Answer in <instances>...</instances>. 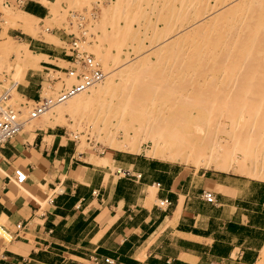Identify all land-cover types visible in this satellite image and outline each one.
I'll return each mask as SVG.
<instances>
[{
    "label": "crops",
    "instance_id": "0c3cea01",
    "mask_svg": "<svg viewBox=\"0 0 264 264\" xmlns=\"http://www.w3.org/2000/svg\"><path fill=\"white\" fill-rule=\"evenodd\" d=\"M50 1L3 0L40 20L48 16ZM2 31L0 25V39ZM5 33L12 35L9 29ZM12 36L46 57L35 63L26 58L23 68L38 63L41 69L26 70L12 84L21 97L36 100L45 70L61 68L53 60L72 58L23 31ZM89 155L78 151L61 126L41 122L31 127L25 122L0 146V225L7 231L0 234V264L256 262L264 244V181H252L241 194L229 181L239 177L157 161L148 162L147 170L144 159L121 149L107 156L128 171L119 175V169L113 172ZM16 169L26 174L21 183L15 182ZM203 191L213 192L215 203L207 202ZM160 198L170 201L168 208L157 205Z\"/></svg>",
    "mask_w": 264,
    "mask_h": 264
},
{
    "label": "rangeland",
    "instance_id": "374dc122",
    "mask_svg": "<svg viewBox=\"0 0 264 264\" xmlns=\"http://www.w3.org/2000/svg\"><path fill=\"white\" fill-rule=\"evenodd\" d=\"M226 1L228 0H51L47 2L49 13L45 19L35 20L20 16L25 21H31L30 23L34 24L33 26L38 34L48 33L56 36V39L52 38L53 41L39 37L33 38L60 49L63 57L73 58L76 49L79 52L84 50L91 53L105 72L104 76L113 73L115 77V86L112 93L105 94L101 100H94L85 106L86 108L76 109V112H67L60 115L56 114L51 107L38 117L27 121V127H31L37 122L61 126L67 136L76 142L78 151H86L90 154L89 160L91 161L99 157L108 160L107 156L110 155V152L118 149L112 147L107 140L113 138L115 141L120 142L124 140V134L128 133L129 135L136 134L135 140L136 142L140 140V142L135 144L139 145L140 150L139 152L123 151L137 154V157L144 159V168L147 170L150 168L148 162L157 161L185 168L195 173L206 171L207 175L214 176L216 174L225 179L230 176L239 177L240 180L233 181L229 179V181L240 187L241 194L244 193L252 181H264L263 175L255 176L241 173L236 171L235 165L232 168L229 167L231 169L228 168L225 172L214 169L212 166L204 167L201 165L197 167L195 164H183L155 158L151 154L146 155L145 149L149 148L151 141H153L154 135L152 136V134H154L155 125L134 123L131 128L123 122L117 123L112 116L114 109L112 104L117 101L116 96L129 97L135 79L150 83L152 80V83L164 84L167 87L170 85L169 88L172 89L166 90L168 101H171L173 95L183 98L186 93L191 91L189 88L194 84L193 80L202 77V75L194 72L195 69L199 68V65L189 64L183 55L188 52L187 48L192 38L201 39L199 34H196L194 30L188 32L182 30L181 35L173 36L170 40L167 39L161 43L160 40L172 35L191 20L206 14ZM7 9L19 15L16 7L0 0L1 27L5 24L1 19V14H3V10ZM254 11L264 13V0H238L236 9L231 10L230 15L224 21L217 18L206 19L199 29L200 34L202 35L204 30L223 27L227 23L226 27H229V24H234V28L238 29V23L241 19L246 14ZM262 22V30L264 31V18ZM39 27L45 32L39 30ZM7 29L12 32V35L21 31L10 26ZM25 36L27 38L32 37L26 33ZM12 39L14 40L13 43L23 42L14 36H12ZM74 41L76 42V48H73L72 43ZM17 60L11 51L0 53V87L10 90L8 101L16 105L27 99L11 90L12 84L20 80L26 70L36 71L41 69L38 63L23 68L25 59H21L22 63L17 67L15 64ZM53 63L61 68L53 66L54 69L45 70L47 71L44 74L46 83L42 88L41 95H51L60 89L62 83L68 85L72 82V79L66 77L63 73L64 67H69L71 63L60 59L53 60ZM57 76H60V79L56 78ZM88 90H85V92H88ZM130 98L132 97L130 96ZM146 100L151 102L150 98ZM29 103L31 102L29 101ZM23 112L25 113L26 110L23 109ZM153 115L149 114L148 117H153ZM217 119L218 128L216 133L223 138V143L230 149L231 143L228 142L226 133L229 130L227 118L222 114ZM213 126L214 124H211V126H207V129L214 130ZM218 131L221 132L218 133ZM139 162L142 164V161L139 160ZM97 163L108 165L113 172L119 169L117 171L119 175L125 173V168H121V166H117L110 161ZM244 163H246L244 165L246 169L248 168L247 165L252 166L250 161L246 160ZM147 192L149 194V189ZM150 199H153V197ZM259 258L260 250L257 260ZM259 261L260 259L254 264H259ZM260 264H264V262L262 261Z\"/></svg>",
    "mask_w": 264,
    "mask_h": 264
},
{
    "label": "bare ground",
    "instance_id": "6f19581e",
    "mask_svg": "<svg viewBox=\"0 0 264 264\" xmlns=\"http://www.w3.org/2000/svg\"><path fill=\"white\" fill-rule=\"evenodd\" d=\"M237 2L238 0L223 2L160 40V43L170 40L173 36L181 35L182 30H194L199 34L201 39L192 38L188 52L183 55L189 64L199 65L194 72L202 75L193 80L189 95L186 93L185 98L173 95L171 101H168L166 90H170V85L167 87L152 83V80L150 83L135 79L128 95L132 98L116 96L117 101L112 104V116L117 123L123 122L131 128L134 123L155 125L153 141L145 149L146 155L151 154L155 158L183 164H195L197 167L212 166L225 172L235 165L236 171L241 173L264 176V13L254 11L246 14L238 23V29L234 28V24L226 27L227 23L223 27L204 30L202 35L199 30L206 19L217 18L224 21L230 11L236 9ZM18 14L12 10H3L1 19L5 24L2 25L0 39V53L13 52L18 59L15 63L17 67L22 63L21 59L26 57L33 59L34 63L38 58L46 57L32 54L26 42L13 43L12 37L5 33L7 27L20 29L48 41L56 39L53 34H38L34 24L20 16L35 20L37 18L23 12ZM114 86V74H107L99 83L89 87L88 92H79L52 108L59 115L76 112V109L86 108L92 101L101 100L105 94L112 93ZM11 90L15 91L14 86ZM149 114L154 115L148 117ZM222 114L226 116L229 125L226 133L227 140L231 143L230 149L216 133L217 118ZM211 124H214V130L207 129ZM136 137V134L125 133L124 140L120 142L113 138L107 141L116 149L139 152L140 140L135 144ZM246 160L252 164L251 167L247 165V169L244 166ZM93 161L97 163L107 160L100 157ZM150 189H154V186ZM6 232L0 225V234ZM259 259V264L264 262V246L260 249Z\"/></svg>",
    "mask_w": 264,
    "mask_h": 264
},
{
    "label": "built area",
    "instance_id": "2783aa9c",
    "mask_svg": "<svg viewBox=\"0 0 264 264\" xmlns=\"http://www.w3.org/2000/svg\"><path fill=\"white\" fill-rule=\"evenodd\" d=\"M72 44L74 45L73 48H76V42L74 41ZM69 63L71 65L64 67L63 73L66 77L71 78L72 82L68 85L62 83L60 89L51 95H41L40 92L36 100L24 101L16 105L8 101L10 98V90L0 87V146L16 135L22 129L25 122L43 114L53 105L61 103L77 93L96 85L105 75V72L94 56L84 50L79 52L76 49ZM56 78L60 79V76ZM23 109L26 110L25 113ZM125 172L128 173L127 170ZM137 175L139 176L140 174ZM25 177L26 174L24 171L20 169L14 171L16 183L23 182ZM202 196L207 202L215 203L214 194L210 191H203ZM157 201V205L163 209L168 208L170 204L167 198H160ZM16 226L20 228L21 224L17 223Z\"/></svg>",
    "mask_w": 264,
    "mask_h": 264
}]
</instances>
